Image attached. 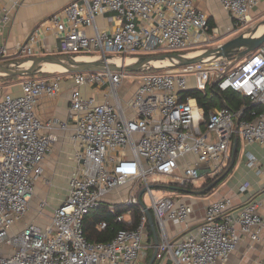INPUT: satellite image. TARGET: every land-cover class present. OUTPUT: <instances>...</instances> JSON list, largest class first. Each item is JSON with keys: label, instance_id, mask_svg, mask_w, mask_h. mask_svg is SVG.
<instances>
[{"label": "built area", "instance_id": "built-area-1", "mask_svg": "<svg viewBox=\"0 0 264 264\" xmlns=\"http://www.w3.org/2000/svg\"><path fill=\"white\" fill-rule=\"evenodd\" d=\"M219 3L238 30L252 25L257 0ZM106 14L115 19L111 29L96 23ZM209 19L196 0H73L46 29L54 30L60 54L138 56L209 44L219 31L211 30ZM7 20L0 17V33ZM35 38L19 46V55L34 56ZM8 55L0 38V61ZM65 82L69 119L43 121L36 112L40 99L58 96ZM125 82L136 83L129 99L119 96ZM209 87L233 90L247 103L214 109L206 117L197 98L186 94ZM59 133H69L75 145L67 197L49 222H32L16 232L13 226L31 209L36 179ZM237 138L244 149L264 147V42L236 63L222 59L162 72L27 76L19 93L0 84V264H145L156 247L146 209L159 236L154 264H227L242 237L261 239L260 203L248 202L236 211L232 198L222 197L207 204L195 224L190 220L194 206L161 186L200 189L230 166ZM245 158L260 172L255 153L246 150ZM249 188L246 182L240 191ZM100 205L125 224L106 242L89 240L84 230L86 216ZM136 205L142 215L133 226ZM47 206L40 201L41 210ZM118 206L129 209L116 213ZM108 223L101 220L97 227L106 229Z\"/></svg>", "mask_w": 264, "mask_h": 264}, {"label": "crops", "instance_id": "crops-1", "mask_svg": "<svg viewBox=\"0 0 264 264\" xmlns=\"http://www.w3.org/2000/svg\"><path fill=\"white\" fill-rule=\"evenodd\" d=\"M71 1L73 0H0V17L8 16V20L4 22L3 30L0 33L1 41L9 48V55L6 60L26 57L19 55V46L26 43L33 34L36 35L34 56L56 52L57 37L55 32L46 28L52 26L53 15ZM196 6L204 10L210 19H213L216 26L219 25V22L224 24L225 28H222L224 34L232 32L235 27L234 22L228 13L222 9L219 0H196ZM250 16L253 23L260 19L264 20V0H257L256 5L251 9ZM96 23L100 28L111 29L115 24V19L112 14L98 15ZM235 31L239 30L235 28ZM91 32L89 30V33ZM234 33H230L217 45L232 39ZM22 80L11 84L12 89L17 93L21 90ZM6 87H10V85ZM69 107L70 85L69 82H65L63 91L58 96H43L40 99L36 112L43 121L52 118L67 120L69 119ZM59 134V140L55 142L43 160L44 171L36 179L35 187L36 193L39 180L45 177L44 183L48 190L45 192V197L40 201H48L47 197L50 196L55 203L51 207L52 210L66 199L69 179L76 166L72 158L75 145L69 137V133ZM246 150L257 155L260 161V172L247 166ZM238 158L233 171L211 193L200 196L201 199L186 198L195 208V212L190 218L191 222L194 223L196 218H203L206 205L222 197L232 198L236 211L248 202L258 201L260 203L259 212L264 219V147L254 144L247 149L242 148ZM246 182L250 184V188L241 192L240 186ZM42 211L40 209V212ZM227 264H264V232L259 241H251L246 236L242 237Z\"/></svg>", "mask_w": 264, "mask_h": 264}, {"label": "water", "instance_id": "water-1", "mask_svg": "<svg viewBox=\"0 0 264 264\" xmlns=\"http://www.w3.org/2000/svg\"><path fill=\"white\" fill-rule=\"evenodd\" d=\"M264 42V20L252 29L215 47L193 49L181 52H162L150 55L124 56V55H84V54H45L20 57L12 60L0 61V79L7 77H26L46 74L48 72L74 73V72H148L172 67H184L194 64L213 63L222 59L236 61L257 50ZM119 59V64L112 60ZM60 67L61 69H57ZM214 84V83H213ZM212 84V85H213ZM238 139H235L232 149L231 164L226 172L210 183L207 187L191 191L193 194L206 195L220 183L229 170L234 166L237 156ZM155 240L148 264H154L158 252L159 236L153 214L146 209Z\"/></svg>", "mask_w": 264, "mask_h": 264}, {"label": "trees", "instance_id": "trees-1", "mask_svg": "<svg viewBox=\"0 0 264 264\" xmlns=\"http://www.w3.org/2000/svg\"><path fill=\"white\" fill-rule=\"evenodd\" d=\"M209 25H210L211 30L216 27V24L213 21V19H209ZM42 75L45 76L46 74H42ZM18 77L24 79L27 76L26 77L15 76V77H7V78H2V79L3 80H11V79H15ZM1 80H0V82H1ZM11 84H14V83H11ZM11 84H9V85H11ZM186 95L193 96V97L197 98L199 105L205 109L206 117H208L209 112L214 110V109L221 108L224 106H227L231 109H238V108H240V106L243 103H247V98L242 97L237 92H235L233 90H227V91L223 92V91H220L217 87H209L206 90V92H202V91H199L196 89H191L187 92ZM237 139H238V147H237L236 161H235L234 166L229 170V172L225 176V178L235 168L236 163H237V158H238L239 154L241 153L240 151H242L241 150V148H242L241 140H240V138H237ZM227 169L228 168H226V170ZM226 170L223 173H221L219 176L223 175L226 172ZM219 176L206 181L200 189L207 187L210 183H212L214 180H216ZM220 183H218L215 186V188ZM161 187L163 189L167 188L170 190L179 189L181 191H188L190 193H191V191H195V189H192V187H188V186H185V187L184 186L183 187H181V186H177V187L161 186ZM209 193L210 192L208 191L207 194H209ZM131 208L133 209V219H134L133 226H135L138 223L140 216L142 215V209H141L140 205L132 206ZM128 209H129V207H127V206H118L116 208V213H123V212L127 211ZM115 216H116L115 214L110 212L109 207L107 205H100L99 207L93 209L89 213V215L86 216V218L84 220V230H85L87 238L91 241H101V242H106V241L112 240L115 237L117 231L120 228L125 227L124 223L116 222ZM101 220H107L109 222L108 227L106 229H103V230L98 229L97 222H99ZM149 227L152 228L150 224H149ZM151 251H153V250H151ZM151 255L152 254L148 255V258H147V261L145 264H148V262L151 258Z\"/></svg>", "mask_w": 264, "mask_h": 264}, {"label": "rangeland", "instance_id": "rangeland-1", "mask_svg": "<svg viewBox=\"0 0 264 264\" xmlns=\"http://www.w3.org/2000/svg\"><path fill=\"white\" fill-rule=\"evenodd\" d=\"M264 19V18H263ZM262 21V19H260L259 21H256L255 23H253L252 25H249L248 27H245V28H243V29H239V31H235V28L236 27H234L233 29H232V32H230V33H234V32H236V33H234L233 34V36H232V38L233 37H236V36H238V35H240V34H242V33H244V32H246V31H248V30H250V29H252L254 26H256L257 24H259L260 22ZM226 24V23H225ZM220 28H219V27ZM218 26H216V28H218L219 29V31H218V33H214L213 32V34H212V38H211V42L208 44H206V45H203V46H201V47H199V48H197V49H202V48H207V47H215L221 40H223V38H225V37H227V36H229L230 35V33H225L224 34V24H221L220 22H219V25ZM228 26V25H227ZM223 28V29H222ZM47 54H60V53H58V52H53V53H47ZM245 57V56H244ZM243 57V58H244ZM243 58H241V59H243ZM241 59H238V60H236V61H234V63H236V62H239ZM195 65V64H194ZM186 66H184V67H172V68H165V69H162V70H156V71H159V72H162V71H167V70H172V69H179V68H185ZM53 73H59V72H48V73H46V75H52ZM22 78H15V79H11V80H1V82H0V84H2V85H4V86H7V85H9V84H11V83H15V82H18V81H20ZM130 81H132V79L130 78L129 79ZM135 88H136V83L135 82H131V83H129V82H125L120 88H119V96L120 97H125V99H129L131 96H132V94H133V92H134V90H135ZM241 150H242V148H241ZM241 152V151H240ZM240 155V154H239ZM239 159V158H238ZM237 162H238V160H237ZM183 168V167H182ZM44 181H45V177H42L40 180H39V184H38V188L36 189V193H34V195L32 196V198H31V209L28 211V213L23 217V219L22 220H20V221H18L17 223H15V225L13 226V228H14V230L16 231V232H18V231H20V230H22L24 227H26L28 224H30V223H32V222H34V223H38V224H40V225H44V224H46L47 222H49V220H50V216H51V212L53 211L52 209H51V207L52 206H54V201H53V199L49 196V197H47V200H48V206H47V208L45 209V210H43L42 212H40V206H39V202H40V200L41 199H43V197H45V192H46V190H48V188H47V186H46V184L44 183ZM221 184V183H220ZM219 184V185H220ZM173 187H177V186H173ZM163 189V188H162ZM192 189H194V188H192ZM156 190L157 191H161L160 189H158V188H156ZM163 191L164 192H167V193H174L175 195H177L178 197H183L184 199L185 198H190V199H194V200H196V199H201V198H199L200 196H202V195H197V194H193V193H190V192H188V191H181V190H179V189H175V190H170V189H163ZM211 193V192H210ZM51 194H52V191H51ZM147 206H151V200H150V198H148V200H147ZM202 220V218L201 219H195V224H197V223H199L200 221ZM194 224V225H195ZM170 228V227H169ZM153 253V251H149L148 252V255L149 254H152ZM147 258H148V256H147ZM147 258H146V260L145 261H147Z\"/></svg>", "mask_w": 264, "mask_h": 264}, {"label": "bare ground", "instance_id": "bare-ground-1", "mask_svg": "<svg viewBox=\"0 0 264 264\" xmlns=\"http://www.w3.org/2000/svg\"><path fill=\"white\" fill-rule=\"evenodd\" d=\"M112 62L119 64L121 61L119 59H116V60L114 59V60H112ZM56 68L61 69L60 67H56Z\"/></svg>", "mask_w": 264, "mask_h": 264}]
</instances>
